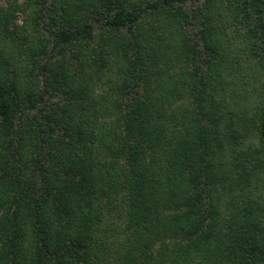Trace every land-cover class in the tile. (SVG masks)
<instances>
[{
	"label": "trees",
	"instance_id": "1",
	"mask_svg": "<svg viewBox=\"0 0 264 264\" xmlns=\"http://www.w3.org/2000/svg\"><path fill=\"white\" fill-rule=\"evenodd\" d=\"M0 264H264V0H0Z\"/></svg>",
	"mask_w": 264,
	"mask_h": 264
},
{
	"label": "rangeland",
	"instance_id": "2",
	"mask_svg": "<svg viewBox=\"0 0 264 264\" xmlns=\"http://www.w3.org/2000/svg\"><path fill=\"white\" fill-rule=\"evenodd\" d=\"M225 5H226V2L222 1L219 3L217 10H214L213 12H211L212 24H216L219 27L224 28L225 31L229 35H232L237 29L227 19L225 15ZM185 9L188 13L196 17V20L193 23V32L194 34H197L198 30L202 28L201 23L203 22V16L200 11L204 9V3L203 2H199V3L191 2L185 5Z\"/></svg>",
	"mask_w": 264,
	"mask_h": 264
}]
</instances>
